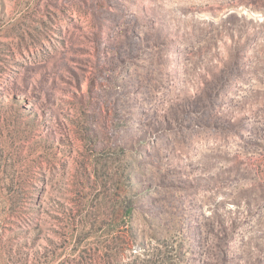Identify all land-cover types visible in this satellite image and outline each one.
Returning <instances> with one entry per match:
<instances>
[{
  "label": "rangeland",
  "instance_id": "rangeland-1",
  "mask_svg": "<svg viewBox=\"0 0 264 264\" xmlns=\"http://www.w3.org/2000/svg\"><path fill=\"white\" fill-rule=\"evenodd\" d=\"M0 264H264V0H0Z\"/></svg>",
  "mask_w": 264,
  "mask_h": 264
}]
</instances>
